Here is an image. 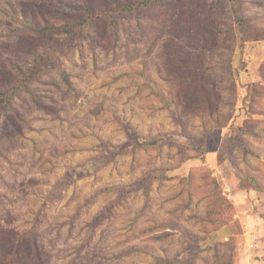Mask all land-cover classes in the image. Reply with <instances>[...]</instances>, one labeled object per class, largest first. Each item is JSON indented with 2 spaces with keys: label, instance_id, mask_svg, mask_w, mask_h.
I'll list each match as a JSON object with an SVG mask.
<instances>
[{
  "label": "rangeland",
  "instance_id": "obj_1",
  "mask_svg": "<svg viewBox=\"0 0 264 264\" xmlns=\"http://www.w3.org/2000/svg\"><path fill=\"white\" fill-rule=\"evenodd\" d=\"M181 1L119 15L115 29L100 20L58 63L39 61L0 114L8 249L38 247L43 264H264V0H241L247 25L260 31L243 48L228 0H195L228 25L218 53L223 103L214 114L183 110L167 73L164 26L181 5L196 9ZM81 4L0 0V89L23 78L12 64L28 71L56 40L23 28L19 7L41 25L63 24L84 18L69 8ZM179 132L177 144H135ZM126 142L134 147L107 150Z\"/></svg>",
  "mask_w": 264,
  "mask_h": 264
},
{
  "label": "trees",
  "instance_id": "obj_2",
  "mask_svg": "<svg viewBox=\"0 0 264 264\" xmlns=\"http://www.w3.org/2000/svg\"><path fill=\"white\" fill-rule=\"evenodd\" d=\"M165 0H112V5L95 8L90 0H82L80 6L69 7L80 11L84 15L75 22L54 24L45 21L41 25L37 20L26 14L22 6L19 7L20 16L26 23L23 28L29 30L37 36L52 35L56 37L50 50H46L36 55L34 62L31 63L28 71H23L15 64L12 66L23 75L19 83L8 89H0V114L5 112L10 102L17 96L20 89H24L29 82L30 77L34 76L36 67L41 65L39 61L43 60L44 64L51 62L58 63L59 57L71 47L73 41L79 38L80 33H88L95 27L97 22L103 19H109L114 26L116 17L124 14L135 13L144 7L159 3ZM180 4H181V0ZM199 1V0H196ZM195 0L196 9L192 11L190 7L181 5L179 12L171 17L168 25L164 26L160 39L164 44V56L167 59L166 69L168 76L172 79L180 99V105L183 110L195 114L199 113H216L222 104L223 87L219 75L220 68L224 64L218 60V53L221 50L222 36L227 35L228 25L215 16L209 7L198 8ZM231 15L234 23L233 34L238 44L243 48L251 37H256L260 31L253 30L247 25L242 10L241 0H228ZM63 37L60 41L59 37ZM264 40V39H263ZM71 45V47H66ZM48 52V53H47ZM230 59L227 60L229 63ZM42 63V64H43ZM230 65L226 64V67ZM26 72V73H24ZM175 108L176 106L173 105ZM133 133V131H129ZM182 133H166L158 140L136 138L135 144L139 148L153 147L158 143L170 142L173 144L180 143ZM245 141L242 140V145ZM134 145L131 142L123 143L119 146L110 145L107 150L111 153L131 150ZM224 148H228V139L223 143ZM105 153H107L105 151ZM77 171L91 170L89 165H77ZM19 237L15 232H11L10 237ZM8 239L5 234H0V264H43L40 249L36 247L28 253H20L7 248L3 240ZM11 239V238H10ZM182 259V258H181ZM152 264H165L162 259L157 258ZM168 264H182L181 261L171 262Z\"/></svg>",
  "mask_w": 264,
  "mask_h": 264
}]
</instances>
